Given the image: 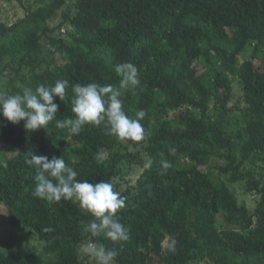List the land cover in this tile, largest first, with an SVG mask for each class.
Masks as SVG:
<instances>
[{
	"label": "trees",
	"instance_id": "obj_1",
	"mask_svg": "<svg viewBox=\"0 0 264 264\" xmlns=\"http://www.w3.org/2000/svg\"><path fill=\"white\" fill-rule=\"evenodd\" d=\"M126 62L140 84L122 90V106L134 118L146 112L144 158L104 123L72 135L55 120L28 131L0 115V204L42 243L0 252V264H85L77 245L94 218L77 202L33 196L31 152L63 156L78 179L108 181L127 197L117 215L129 239L93 238L117 248L116 264H264V0H48L0 23V92L67 79L58 119L74 115L71 85L119 88L115 69ZM161 160L171 164L166 174ZM132 165L143 168L135 184ZM237 183L255 198L252 210Z\"/></svg>",
	"mask_w": 264,
	"mask_h": 264
},
{
	"label": "clouds",
	"instance_id": "obj_2",
	"mask_svg": "<svg viewBox=\"0 0 264 264\" xmlns=\"http://www.w3.org/2000/svg\"><path fill=\"white\" fill-rule=\"evenodd\" d=\"M116 72L122 76L119 88L92 82L73 84L71 91V117L58 119L59 105L55 103L66 98L69 88L67 79L57 80L54 85L38 84L35 88L24 87L15 93L0 92V115L13 124L23 121L28 131L47 130L55 120V127L67 129L72 135H79L85 125L98 126L104 123L110 135L120 140L140 142L145 140L146 132L140 120L145 110H138L135 118L123 110L122 90L140 84L139 70L131 62L116 66ZM2 124V121H0ZM170 152H175L172 148ZM25 163L36 170L33 196L49 203L71 200L77 202L82 210L94 219L83 226L86 239L77 245L78 253L94 259L95 264H116L119 255L117 248H108L93 238L103 235L114 243L129 239L128 228L119 220L117 213L125 207L127 197L114 190V186L105 180L90 182L78 179V172L66 163L63 156L49 159L47 156L31 152ZM153 160L146 159L144 167L151 168ZM161 174H166L171 164L161 160ZM177 241L169 238L167 248L175 250Z\"/></svg>",
	"mask_w": 264,
	"mask_h": 264
},
{
	"label": "rangeland",
	"instance_id": "obj_3",
	"mask_svg": "<svg viewBox=\"0 0 264 264\" xmlns=\"http://www.w3.org/2000/svg\"><path fill=\"white\" fill-rule=\"evenodd\" d=\"M48 0H22V5L9 0H0V23L10 26L12 23L17 22L20 18L24 17L26 13L33 11L47 3ZM67 27H62L61 34L67 32ZM251 49L248 48L241 54V59H248ZM234 91L237 92V83H234ZM146 136L149 132V127H144ZM146 139V138H145ZM146 140L137 142L136 147H132L127 141L121 140V147L127 146L129 150L138 153L139 158H144V146ZM123 149V148H122ZM124 150V149H123ZM130 174L127 180L130 184H135L143 168L137 165H132L129 170ZM240 204H245L250 210L254 207L255 198L245 193L243 184L237 183L232 186ZM79 206V204H78ZM80 208V206H79ZM81 209V208H80ZM42 243L20 222V220L9 214L2 204H0V252L6 253L8 249H13L17 253L37 251L41 248ZM85 264H95L93 258L83 255Z\"/></svg>",
	"mask_w": 264,
	"mask_h": 264
}]
</instances>
